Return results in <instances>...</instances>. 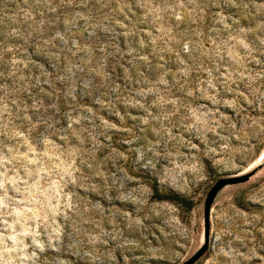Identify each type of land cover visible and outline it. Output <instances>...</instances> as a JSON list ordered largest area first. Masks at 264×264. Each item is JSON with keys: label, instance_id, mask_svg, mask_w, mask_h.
I'll use <instances>...</instances> for the list:
<instances>
[{"label": "rangeland", "instance_id": "374dc122", "mask_svg": "<svg viewBox=\"0 0 264 264\" xmlns=\"http://www.w3.org/2000/svg\"><path fill=\"white\" fill-rule=\"evenodd\" d=\"M252 170L194 264H264V0H0V264H179Z\"/></svg>", "mask_w": 264, "mask_h": 264}, {"label": "water", "instance_id": "95a60500", "mask_svg": "<svg viewBox=\"0 0 264 264\" xmlns=\"http://www.w3.org/2000/svg\"><path fill=\"white\" fill-rule=\"evenodd\" d=\"M254 170L243 173L225 176L217 179L208 189L204 203H203V242L198 249L187 259L179 264H194L208 249L209 247V235H210V210L212 203L218 194V192L227 185L241 183L247 181Z\"/></svg>", "mask_w": 264, "mask_h": 264}, {"label": "trees", "instance_id": "16d2710c", "mask_svg": "<svg viewBox=\"0 0 264 264\" xmlns=\"http://www.w3.org/2000/svg\"><path fill=\"white\" fill-rule=\"evenodd\" d=\"M152 189H153L154 197H156L158 199H173V198H177L176 195H170V194H167V193H161L155 183L152 184Z\"/></svg>", "mask_w": 264, "mask_h": 264}]
</instances>
